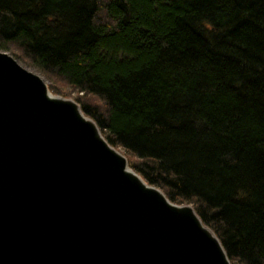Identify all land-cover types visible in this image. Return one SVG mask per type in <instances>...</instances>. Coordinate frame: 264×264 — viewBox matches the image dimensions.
<instances>
[{"label": "trees", "instance_id": "obj_1", "mask_svg": "<svg viewBox=\"0 0 264 264\" xmlns=\"http://www.w3.org/2000/svg\"><path fill=\"white\" fill-rule=\"evenodd\" d=\"M0 49L132 169L264 264V0H0Z\"/></svg>", "mask_w": 264, "mask_h": 264}, {"label": "water", "instance_id": "obj_2", "mask_svg": "<svg viewBox=\"0 0 264 264\" xmlns=\"http://www.w3.org/2000/svg\"><path fill=\"white\" fill-rule=\"evenodd\" d=\"M0 264H232L192 204L0 50Z\"/></svg>", "mask_w": 264, "mask_h": 264}, {"label": "rangeland", "instance_id": "obj_3", "mask_svg": "<svg viewBox=\"0 0 264 264\" xmlns=\"http://www.w3.org/2000/svg\"><path fill=\"white\" fill-rule=\"evenodd\" d=\"M1 50V49H0ZM1 51H3V50H1ZM5 52V51H4ZM8 52V51H7ZM9 53V52H8ZM10 54V53H9ZM19 62L21 63V65L23 66V67H26L29 71L31 70V71H33L34 73H36V74H38L40 77H42V78H44L45 79V82L47 83V85L49 86V88H50V85H51V81L47 78V77H45V75H43V73H41L39 70H37L36 68H34V67H28L27 65H25L22 61H20L19 60ZM50 90H51V88H50ZM51 92L52 93H54L52 90H51ZM54 94H56V93H54ZM56 95H58V94H56ZM75 95H76V93H72V96L71 97H67V96H65V97H67V98H71V99H74L73 97H75ZM61 96V95H60ZM64 97V96H63ZM75 100V99H74Z\"/></svg>", "mask_w": 264, "mask_h": 264}]
</instances>
